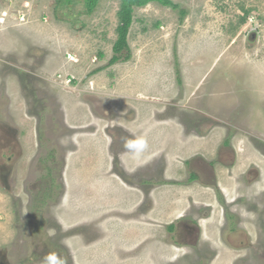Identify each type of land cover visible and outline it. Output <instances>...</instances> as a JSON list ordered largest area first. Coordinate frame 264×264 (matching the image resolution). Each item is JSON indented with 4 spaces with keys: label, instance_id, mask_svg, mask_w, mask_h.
Listing matches in <instances>:
<instances>
[{
    "label": "rangeland",
    "instance_id": "1",
    "mask_svg": "<svg viewBox=\"0 0 264 264\" xmlns=\"http://www.w3.org/2000/svg\"><path fill=\"white\" fill-rule=\"evenodd\" d=\"M171 1L177 10H134L131 59L110 65L119 0L92 13L83 0H0V264H47L50 253L65 264H264L252 235H264V192L255 214L242 203L225 223L221 205L237 192L191 184L186 165L199 143L187 137L194 108L217 122L197 134L223 135L225 73L264 79V0ZM179 124L187 157L163 145H180ZM242 129L264 135V115ZM141 137L148 147L132 155L125 142ZM163 149L164 176L181 170L180 188L161 184ZM200 214L198 237L189 231ZM207 242L217 251L190 254Z\"/></svg>",
    "mask_w": 264,
    "mask_h": 264
},
{
    "label": "flooded vegetation",
    "instance_id": "2",
    "mask_svg": "<svg viewBox=\"0 0 264 264\" xmlns=\"http://www.w3.org/2000/svg\"><path fill=\"white\" fill-rule=\"evenodd\" d=\"M251 38H254V34L248 35V39ZM251 75L255 77H250ZM259 75L260 74L247 73V72L244 73L241 72L238 74L225 73V84L223 81V87L225 85V89L229 90L228 91L229 96L226 97L225 99V93H224V99H223L224 119L220 121L221 123H223L222 136H208V135L201 136L197 134L198 127H202L206 125L208 127L210 126L213 127V125L216 124L217 122H215V118L211 115H208V113H201L198 109L196 108L193 109V114H194L193 122H194V127L196 128L194 132H196L195 133L196 135L190 137L187 136V137L188 140L194 139L199 141V143L194 144V151L192 157L190 160L188 159L186 162V165H188V168L191 170V179H192L191 184L198 183L199 187H203L205 188V190L207 189L208 191H213V192H218V191H223L224 193L226 191H230L234 193L237 192L235 199L228 201L227 199L225 200L224 198L225 204L221 205L222 214H223L222 219L225 223H227L230 219L229 213L232 210L231 208L239 206L242 203L245 204L242 205L244 209H246V207H249L248 213L255 214L256 208L259 202H261L260 193L264 192V185H261V183L264 181L263 179L264 178V135H260L255 131H245L244 129H242V127L245 126L246 121L248 122V125H259L263 121L264 110H263V115L260 113L253 115V117L249 119L246 118L245 120L243 119V115L245 113H248L251 110L255 111L256 107L262 106V104L264 105V79L259 78ZM253 79L256 82L252 81L251 83V80ZM203 81H201L200 84H202ZM257 87L259 88L257 89ZM197 88L199 89V86H196V91L192 94L193 99L197 93L198 90ZM225 107L231 108V111L228 112V113L232 112L230 117L228 116L225 118ZM256 120L260 123L256 122ZM159 121L168 124L169 123L173 124L174 122L173 120H169V119L159 120ZM180 127L182 128V125H180ZM226 128H235L234 133L240 131L241 134L238 135L230 134V133L225 134ZM183 134H185L184 128L181 129V135L180 134L179 135L183 137ZM175 138L177 139L179 137L167 136L163 145L167 148V146L170 144V148L174 151V153H177L179 157L186 156L185 153L186 150H188L185 147V144L188 141L187 138L183 137L180 142V145L174 147ZM165 150L166 149H163V151L161 152L162 157H163V153L165 154L164 155L165 158L161 157L162 158L161 166L163 167V169H161L160 167L159 170L160 176L161 178H163L161 184L163 186H166L167 184L172 187L180 188L178 186V183H180L181 181L180 180L181 170L179 171V175L170 176L169 178L164 176V174L167 171L166 157L169 154ZM185 160L186 158L178 160V162L180 164ZM146 169L148 170L149 168ZM220 176H222L221 180H220ZM209 179H211L212 181L208 182ZM145 180H149V178ZM145 180L140 179V183H143ZM260 181L262 182L260 183ZM143 186L144 185H142L141 187L139 185L137 187L141 192L147 193L143 189ZM259 190L261 192H259L258 194L257 192ZM243 193H248V195H244ZM223 197H225V194ZM243 198L246 199L244 201H241ZM195 207L201 209L205 207V204L194 203L190 208V210ZM187 212L188 211H186L185 214ZM214 214L215 213H213L211 216H213ZM155 217L159 220H166L167 218H173L175 221L177 220L174 217H167V216L158 217L156 215L152 216L151 219ZM185 217H187V215H185ZM197 217L198 218L196 220V223L198 225L196 226L191 225L193 228L189 231V234H192L195 231V233L199 237V233L201 230L200 224L202 222L204 223V221H207L208 218L207 219L203 218L201 214L200 216L198 215ZM172 228H174L173 225L172 227H170V229ZM253 230L256 231L253 232L252 235L257 236V239H259L260 242H264V235L261 234V232H259L258 229L253 228ZM230 233L231 235H235L237 231H232ZM202 234L203 233L201 231V236ZM209 244H210L209 242L203 243L200 248L199 247L194 248L193 252L191 251L190 254L202 255L203 253L217 251L218 249L217 246L216 248H214V247H210ZM189 246L191 248L195 247L192 245ZM189 246L187 245V247ZM239 246H240L239 250H245V248H243L244 246L243 244H239ZM232 248L235 249L234 246H232ZM128 250L131 249L128 248ZM210 255H212V253ZM245 264H246V260H245Z\"/></svg>",
    "mask_w": 264,
    "mask_h": 264
},
{
    "label": "trees",
    "instance_id": "3",
    "mask_svg": "<svg viewBox=\"0 0 264 264\" xmlns=\"http://www.w3.org/2000/svg\"><path fill=\"white\" fill-rule=\"evenodd\" d=\"M65 1L70 2L71 0ZM99 1L100 0H83L86 11L92 13ZM149 4H157L162 7L171 8L172 10L178 9V5L174 4L171 0H119V9L117 12L118 26L116 30L117 39L113 45V55L109 61L110 65L119 62H127L131 59L128 34L133 23L134 10L136 8H143Z\"/></svg>",
    "mask_w": 264,
    "mask_h": 264
},
{
    "label": "clouds",
    "instance_id": "4",
    "mask_svg": "<svg viewBox=\"0 0 264 264\" xmlns=\"http://www.w3.org/2000/svg\"><path fill=\"white\" fill-rule=\"evenodd\" d=\"M125 148L132 155H141L148 147L145 138L130 139L125 142ZM47 264H65L63 258L59 257L56 253H50L45 257Z\"/></svg>",
    "mask_w": 264,
    "mask_h": 264
},
{
    "label": "bare ground",
    "instance_id": "5",
    "mask_svg": "<svg viewBox=\"0 0 264 264\" xmlns=\"http://www.w3.org/2000/svg\"><path fill=\"white\" fill-rule=\"evenodd\" d=\"M112 183H110V184H113L114 183V181H111ZM102 183V182H101ZM114 188V187H113ZM115 189V188H114ZM113 189V190H114ZM111 191H112V189H111ZM117 192H115V194H113V196L115 197V198H112V199H115V201L117 200ZM118 201V200H117ZM121 241V240H120Z\"/></svg>",
    "mask_w": 264,
    "mask_h": 264
}]
</instances>
